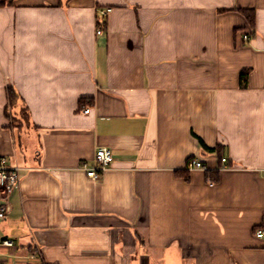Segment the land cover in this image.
Instances as JSON below:
<instances>
[{"label":"crops","instance_id":"0c3cea01","mask_svg":"<svg viewBox=\"0 0 264 264\" xmlns=\"http://www.w3.org/2000/svg\"><path fill=\"white\" fill-rule=\"evenodd\" d=\"M2 157L0 264H264V0L0 7Z\"/></svg>","mask_w":264,"mask_h":264},{"label":"built area","instance_id":"2783aa9c","mask_svg":"<svg viewBox=\"0 0 264 264\" xmlns=\"http://www.w3.org/2000/svg\"><path fill=\"white\" fill-rule=\"evenodd\" d=\"M110 10L111 8L101 9L99 10L98 16L103 19ZM97 33H100V30H97ZM89 111L90 108L83 110L84 113H88ZM113 160V155L108 148H97L94 153L93 164L88 167L84 165L87 177L93 180H98L100 174L111 167ZM187 168L202 170L208 169L206 165L197 159L189 160L187 163ZM229 168H231V166L228 163L227 158L221 157L219 169L227 170ZM19 179V167L9 165L7 163V159L4 157L0 158V218H4L10 210V196L18 187ZM263 235V231L260 230L257 232L258 237ZM1 243L7 247L13 246V241L11 239H3Z\"/></svg>","mask_w":264,"mask_h":264},{"label":"trees","instance_id":"16d2710c","mask_svg":"<svg viewBox=\"0 0 264 264\" xmlns=\"http://www.w3.org/2000/svg\"><path fill=\"white\" fill-rule=\"evenodd\" d=\"M14 0H0V7L2 6H6V5H11L13 3ZM245 17L247 18L248 22L252 25L253 21H254V14L252 13V11H249L247 9H244L241 11ZM11 95V93H10Z\"/></svg>","mask_w":264,"mask_h":264}]
</instances>
